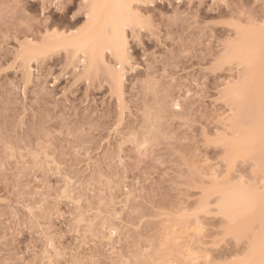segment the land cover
<instances>
[{
  "label": "rangeland",
  "instance_id": "obj_1",
  "mask_svg": "<svg viewBox=\"0 0 264 264\" xmlns=\"http://www.w3.org/2000/svg\"><path fill=\"white\" fill-rule=\"evenodd\" d=\"M140 3L141 24L127 27L120 92L103 66L82 75L85 65L64 49L44 60L17 56L47 23L82 27L85 0H0V264H235L246 257L248 239L236 237L220 202L239 186L264 189L256 157L231 156L238 137L264 127L262 116L249 134L252 119L243 118L257 86L264 109V63L254 74L263 84L241 77L247 53L257 55L253 66L264 62V0ZM233 42L236 54L227 50ZM105 59L120 66L110 51ZM230 84L248 88L227 94ZM237 98L245 126L236 123Z\"/></svg>",
  "mask_w": 264,
  "mask_h": 264
},
{
  "label": "bare ground",
  "instance_id": "obj_2",
  "mask_svg": "<svg viewBox=\"0 0 264 264\" xmlns=\"http://www.w3.org/2000/svg\"><path fill=\"white\" fill-rule=\"evenodd\" d=\"M140 2H147V0H85L84 8H86V11L84 13V16H86V22L84 23V25L82 27L65 31L63 29H59V27L56 26V24H58L56 22L52 21L49 24L47 23V25L44 26V28L46 29L45 30L46 32L41 31L45 35H43L42 38L38 37V36L36 38V39L39 38L38 39L39 42L35 41L36 39L35 40L32 39L29 41L25 40L23 43L20 44L21 49L19 50V52H17V56H18V58L22 57L21 60L24 59L23 61H27L29 58L33 57L30 60V61H32V59H34L35 56H36V58H35L36 60H39V58L41 59L42 56H43L42 59L44 60L45 57L48 58L51 55L50 53H53V52L56 53L57 50L59 52V49L60 50L64 49L65 51H67L69 53L71 52L73 57L75 56V58H78L80 60L79 62H81V64L85 65L84 67H86V68L84 69L82 75L90 76L91 73L98 71L100 69V67L103 66L105 68V70H107L106 72L109 74L108 78H109L112 86L114 88H116L115 90H119L121 92L122 86H123V81L125 80L124 79V73L122 72L121 67L124 65V63L126 64V62L129 61L128 60L129 59V47H128L129 43L127 41V35H126L127 27H132L133 29H135L136 25L141 24V19H139L140 18L139 12H137L135 10V7H136L135 4H138ZM79 19H80V17H77L75 19V24H77ZM17 27H19V26H17ZM23 29H22V31L21 30L20 31L22 32V34L23 33L25 34V31H27L26 30L27 28H25L24 31H23ZM27 32H29V31H27ZM241 32H244V31H241ZM241 32L238 33V36L240 35ZM245 32L241 33L240 36H242V35L244 36ZM30 34L28 35V37L30 36ZM33 34L34 33H32L31 35H33ZM35 36L36 35H34V38H35ZM245 36L250 37V36H248V34H246ZM251 36H252V33H251ZM29 38L31 39V37H29ZM238 38H242V37H238ZM259 39H257V40H259ZM257 40H253V43ZM261 40H262V38H261ZM241 42L244 45H240L241 46L240 50H242L243 48H245V46H247L244 40H242ZM259 42H257V45H259L261 47L262 46L261 44L263 43V41H262V43H261V41H259ZM235 43L236 44L238 43V45L241 44V43H239V41H237ZM235 43L234 42L230 43L227 47V50L230 54H232V53L236 54V52H240V50H238V45H236ZM255 44H256V42H255ZM255 44H250V46L255 45ZM255 46L254 47L251 46V47L255 48ZM263 46H262V49H264ZM253 48H252V50H253ZM106 50L110 51L113 54V56L115 57V60H117V62H118L117 64H120V66L116 65V67H115V66H110V65L106 64V59H105ZM254 54H255V51L249 52L245 56L242 57L243 58L242 62H241V60H239L241 62V64H243V66H244L243 73H242L241 77L243 78V81L244 82L247 81V83H249L250 77H251V79L254 78L253 82H250V83H254V81L256 79L260 78L259 77L260 74H258L256 79L254 77L256 75L255 72H257L256 70L258 69V65H256V64H259L257 62L264 63L263 61L261 62L260 60H258V61L256 60V62H255L256 66H253L252 57L257 56L256 54L255 55ZM260 57H261V55H260ZM262 60H264V59L262 58ZM27 62L24 64L28 65ZM124 67H125V65H124ZM254 67H256V68H254ZM261 67H263V69H264V65H261ZM263 69L260 68V71H263ZM263 74H264V71H263ZM248 78H249V80H248ZM257 81H259V80H257ZM260 83L263 84L262 79H261ZM256 84H258V83H256ZM251 85H252L251 87L253 89H256V86L254 84H251ZM245 86L246 85H244V84L243 85H241V84L240 85L239 84H230L227 87V89H228L227 94H230V93H232V94L242 93L243 94V93H245V90L248 88L246 86L247 88L245 89L244 88ZM249 86H250V84H249ZM261 86H259V88ZM262 88L258 89V86H257V90H258L257 94L258 95L255 94L257 90L256 91L251 90L250 94L252 95V97L250 96V94L248 92V94H247L248 97H246L247 99H249V100H246V101H248L247 102L248 104L245 101L246 106L245 105L243 106L245 110H246V108L248 109L247 110L248 112L246 111L247 114H245V115L243 114L244 116L242 114H238L236 112L239 108H241L242 104L240 103V101H241L240 99L239 100H238V98L235 99L239 103V105H238V103L236 102L235 108H234L235 113H236V114L234 113L235 114L234 116L236 117L237 122L235 120H233L235 117L232 116L231 118H232L233 122H230V125H233L237 129L239 126L237 124H239V123H242L245 126V125H247V123H246V121L244 122V120L250 116V118L246 119L247 121H249V119H252L248 122V125H250V128H247V130H246V132L249 133L248 129L250 130L252 126L254 127L255 124L257 125V123L261 120L262 116H263L262 122L264 123V111H263L264 109L261 111V109L259 110V108H258L259 106H257L258 105L257 100H259V98L257 99V97L260 96L259 92L261 93ZM253 92H255V93H253ZM262 93H264V92H262ZM256 95H257V97H256ZM262 95H264V94H262ZM243 96H242V98H243ZM252 98L254 99L253 101L256 102V103L254 102L256 105L255 104L253 105L252 104L253 101H250V100H252ZM263 100L264 99H262L261 104H260V106H262V107L264 106V104H262ZM249 103H251V104H249ZM240 104H241V106H240ZM252 105H253V107H252ZM243 107H242V109H243ZM249 107L252 109L249 110ZM262 107H260V108H262ZM243 110L241 111V113H243ZM251 110H253V111H251ZM250 112H255V113H253L255 116L252 113L250 115ZM248 114H249V116H248ZM239 115H242L243 118L245 116L246 117H245V119H243V118L239 119V117H240ZM254 117H256L255 118L256 120L254 119ZM233 123L236 124V126ZM249 123H251V124H249ZM257 126H259V127L257 130H253L252 137H248L247 139H243V137H238L235 140V146L231 149V156L235 157V158L238 156H242V155L243 156H250V157H254V158L256 157V159L258 161V165H260L262 168H264V127H260V123H258ZM243 127L241 129H243ZM246 127H248V126H246ZM249 134H251V133H249ZM254 161H256V160L254 159ZM261 172H262V170H261ZM247 184L250 185V183H247ZM253 185L254 184H252V186ZM218 199H219V197H218ZM218 201H220V200H218ZM220 205H222V207L227 209V212H228L227 217L233 223V228H234L236 237L238 239H241L243 237H246L248 239L247 240V242H248L247 246L249 245V247H247V249H246V251H248V253L246 254V252H245V255H244L246 257L244 259H240V260L237 259L238 261H236L235 264H264V189H262V190L249 189L248 190V189L243 188L242 186H239V187L235 188L234 190H232L231 192L228 191V192L224 193L221 197ZM257 226L261 231H258V229L255 231ZM170 236H171V234H170ZM170 246H171V244H170ZM171 249H174V248L172 247ZM174 255H175V253H174ZM192 256H193V254H192ZM162 259H163V257H162ZM184 263L186 264V262H184ZM164 264H166V262ZM170 264H172V263H170Z\"/></svg>",
  "mask_w": 264,
  "mask_h": 264
}]
</instances>
